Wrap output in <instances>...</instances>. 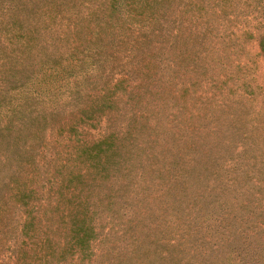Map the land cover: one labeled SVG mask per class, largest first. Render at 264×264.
<instances>
[{
  "label": "trees",
  "instance_id": "obj_1",
  "mask_svg": "<svg viewBox=\"0 0 264 264\" xmlns=\"http://www.w3.org/2000/svg\"><path fill=\"white\" fill-rule=\"evenodd\" d=\"M204 1L0 0V264L177 263L143 247L132 231L145 226L123 216L132 205L150 220L156 205L178 213L183 198L192 208L190 185L206 178L209 154L194 161L190 141H181L186 120L167 115L176 107L186 115L196 91L191 75L169 72L200 65L205 39L218 35L216 18L236 2ZM176 77L180 104L170 102ZM66 91L70 108L60 114L55 101ZM123 101L124 129L82 130L97 128ZM235 191L221 193L233 199ZM238 219V231H248ZM259 223L252 249L264 256ZM127 234L133 239L125 242ZM230 252L228 264L240 256Z\"/></svg>",
  "mask_w": 264,
  "mask_h": 264
},
{
  "label": "rangeland",
  "instance_id": "obj_2",
  "mask_svg": "<svg viewBox=\"0 0 264 264\" xmlns=\"http://www.w3.org/2000/svg\"><path fill=\"white\" fill-rule=\"evenodd\" d=\"M232 1L236 2H231L225 7L226 13L216 18L218 35L205 39L203 50L208 53L203 54L200 65L192 68L190 74L184 70L169 72L174 77L182 73L186 74L184 78L191 75L187 82L196 80L189 89L196 91L191 92L192 98L188 97L186 115L181 116L177 107L167 109V115L173 111L178 118L186 120L180 131L181 141L191 142L187 150L193 160L201 158L197 153L209 154L204 182L190 185L192 196L197 198L194 207L183 198L178 213L168 211L170 208L164 210L165 205L163 209L156 205L153 210L157 216L150 220L139 215L138 207L132 205L123 216V219L134 217L137 226H145L132 231L133 238L143 247L154 250L158 257L170 254L176 264H215L216 261L228 264L224 256L236 255L228 253L230 249L240 252L241 256L237 254L232 264H242L244 258L251 256V264H263L260 263L264 258L262 251L252 249L256 240L251 229L261 226L259 218L264 220V57L259 44L261 40L264 42V7L257 5V0ZM204 4L207 6L206 0ZM189 47L198 48V45L192 43ZM180 79L176 77L173 80H177L176 84L169 88L170 102H182ZM199 94L201 101L196 100ZM70 95L66 91L55 101L60 114L68 112L70 106L66 102H71V98L65 96ZM64 97L70 99L64 100ZM121 105L122 108L112 111L107 120L103 118L97 128L83 127L82 130L95 134L113 128L124 129L123 107L129 104L123 101ZM193 170L200 171L198 167ZM233 187L238 197L232 199L221 193L222 189ZM244 188L251 189L245 197ZM239 198H248L250 207H243ZM238 217L248 221L244 224L248 231H238ZM133 238H128V234L124 236L125 242ZM250 249L252 251L245 252ZM243 264L250 263L244 260Z\"/></svg>",
  "mask_w": 264,
  "mask_h": 264
}]
</instances>
